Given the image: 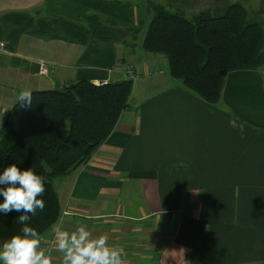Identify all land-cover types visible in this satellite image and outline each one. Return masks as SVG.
Returning <instances> with one entry per match:
<instances>
[{
	"label": "crops",
	"instance_id": "crops-1",
	"mask_svg": "<svg viewBox=\"0 0 264 264\" xmlns=\"http://www.w3.org/2000/svg\"><path fill=\"white\" fill-rule=\"evenodd\" d=\"M146 3L0 0V127L22 89L119 82L131 65L127 110L91 159L56 182L60 227L107 235L123 264L264 262V67L230 72L218 103L206 104L143 51ZM156 3L186 18L236 4L264 22V0ZM52 263L62 264L55 248Z\"/></svg>",
	"mask_w": 264,
	"mask_h": 264
},
{
	"label": "trees",
	"instance_id": "trees-1",
	"mask_svg": "<svg viewBox=\"0 0 264 264\" xmlns=\"http://www.w3.org/2000/svg\"><path fill=\"white\" fill-rule=\"evenodd\" d=\"M156 1L146 3L151 16L142 49L163 57L168 74L206 104L218 103L230 72L264 67V22L240 5H230L218 18L208 12L186 18ZM131 89L127 80L99 85L79 81L33 91L31 106L21 107L18 101L7 114L0 127V171L16 164L45 178L44 210L30 219L41 238L48 237L60 217L54 181L85 165L107 140L128 108ZM21 214L0 212V242L20 232Z\"/></svg>",
	"mask_w": 264,
	"mask_h": 264
},
{
	"label": "clouds",
	"instance_id": "clouds-1",
	"mask_svg": "<svg viewBox=\"0 0 264 264\" xmlns=\"http://www.w3.org/2000/svg\"><path fill=\"white\" fill-rule=\"evenodd\" d=\"M17 101L21 107L31 106V90L22 89ZM0 185L5 186L0 187V212L22 213L17 220L23 226L19 233L0 243V264H52L39 231L30 226L31 217L45 207L41 199L46 191L45 178L32 169L22 171L12 164L0 171ZM53 232L50 243L62 254V264H123L124 248L112 245L107 235L94 236L86 224L72 231L56 227Z\"/></svg>",
	"mask_w": 264,
	"mask_h": 264
},
{
	"label": "built area",
	"instance_id": "built-area-1",
	"mask_svg": "<svg viewBox=\"0 0 264 264\" xmlns=\"http://www.w3.org/2000/svg\"><path fill=\"white\" fill-rule=\"evenodd\" d=\"M121 72L124 74V78L127 80V81H130L132 84H134L137 79H138V74L136 73L135 69L131 66V65H124L122 68H121ZM153 73H163L162 71H158V72H155V71H150L148 74H153ZM38 74L40 76H48L50 74V70L48 68H46V65L45 63H40L39 64V70H38ZM66 213L64 212L63 215H65ZM54 237V233H53V236L49 239H43L42 238V241L44 242L43 246L48 248L51 256H52V252L54 250V247L51 245L50 241L53 239Z\"/></svg>",
	"mask_w": 264,
	"mask_h": 264
},
{
	"label": "rangeland",
	"instance_id": "rangeland-1",
	"mask_svg": "<svg viewBox=\"0 0 264 264\" xmlns=\"http://www.w3.org/2000/svg\"><path fill=\"white\" fill-rule=\"evenodd\" d=\"M150 14H148V18H150ZM166 67H167V65H165ZM159 75H161V74H159ZM51 77V76H50ZM42 78H44V77H42ZM61 179V178H60ZM58 180H56V181H54V189L55 190H57V188H58V184L56 183ZM61 206H62V203H61ZM55 226H57V227H60L61 226V220H58V222H56V224H55ZM43 237H45V236H43ZM42 237V238H43ZM49 237V236H48ZM50 238V237H49ZM49 238H47V237H45V238H43V239H49ZM0 243H2V242H0ZM52 257V256H51ZM53 264V263H52Z\"/></svg>",
	"mask_w": 264,
	"mask_h": 264
},
{
	"label": "water",
	"instance_id": "water-1",
	"mask_svg": "<svg viewBox=\"0 0 264 264\" xmlns=\"http://www.w3.org/2000/svg\"><path fill=\"white\" fill-rule=\"evenodd\" d=\"M120 82V81H119Z\"/></svg>",
	"mask_w": 264,
	"mask_h": 264
}]
</instances>
